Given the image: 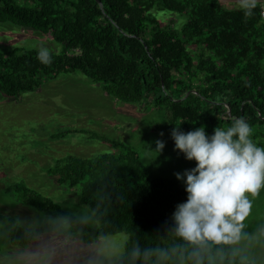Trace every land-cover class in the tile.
Masks as SVG:
<instances>
[{"label":"trees","instance_id":"1","mask_svg":"<svg viewBox=\"0 0 264 264\" xmlns=\"http://www.w3.org/2000/svg\"><path fill=\"white\" fill-rule=\"evenodd\" d=\"M29 1L26 6L0 0V22L41 31L63 49L50 53V63L41 62L35 49L0 52V92L7 97L34 91L60 73L80 71L121 101L164 111L165 122L158 129L173 145L175 126L185 132L204 126L212 134L244 118L253 129L252 139L264 146V19L259 2L246 16L241 7L227 8L220 0ZM164 10L185 20L174 26L163 23L156 12ZM100 138L116 151L93 158L68 155L47 169L59 185L77 188L97 227L22 181L8 190L26 205L65 219L74 238L84 244L127 233L125 251L114 264H141L132 257L136 247L143 252L183 243L171 232V215L186 200L184 185L173 178H152L136 149ZM0 219L13 223V244H26L44 232H62L58 224L29 230L10 216L0 213Z\"/></svg>","mask_w":264,"mask_h":264},{"label":"rangeland","instance_id":"2","mask_svg":"<svg viewBox=\"0 0 264 264\" xmlns=\"http://www.w3.org/2000/svg\"><path fill=\"white\" fill-rule=\"evenodd\" d=\"M16 1L31 5L29 0ZM220 1L227 8L241 7V0ZM256 2L264 5V0ZM156 14L161 22L173 26L185 20V16L172 11ZM17 47L35 50L43 47L50 53H60L63 44L41 31L0 22V52ZM164 122V111L152 105L121 101L80 71L60 73L18 97L10 98L0 92V213L29 230L44 224H58L62 230L44 232L26 244H13L10 241L13 223L0 219V264H114L125 251L127 233L106 235L84 244L74 238L65 219L55 217L51 210L40 211L26 205L8 187L22 181L52 198L65 211L97 227L99 222L93 210L80 203L77 188L59 185L47 169L68 155L93 158L116 151L111 143L100 138L107 137L136 149L152 178L176 179L174 173L194 167L195 161H188L182 153L174 151V145L158 129ZM70 129L84 130L61 138L52 136ZM95 133L99 136H94ZM157 140L165 141V147L156 157L153 149ZM244 224V231L250 234L264 227V189L254 198Z\"/></svg>","mask_w":264,"mask_h":264},{"label":"clouds","instance_id":"3","mask_svg":"<svg viewBox=\"0 0 264 264\" xmlns=\"http://www.w3.org/2000/svg\"><path fill=\"white\" fill-rule=\"evenodd\" d=\"M245 15H251L256 0H241ZM43 63L51 62L47 48L37 51ZM162 135V134H161ZM174 151L195 166L174 173L182 181L186 200L172 212L171 232L181 244L168 248L136 247L134 261L141 264H264V227L244 231L253 200L264 189V146L253 139V129L236 118L226 129L208 134L204 126L170 133ZM156 157L165 141L157 140Z\"/></svg>","mask_w":264,"mask_h":264},{"label":"built area","instance_id":"4","mask_svg":"<svg viewBox=\"0 0 264 264\" xmlns=\"http://www.w3.org/2000/svg\"><path fill=\"white\" fill-rule=\"evenodd\" d=\"M261 17L264 19V5L261 7Z\"/></svg>","mask_w":264,"mask_h":264}]
</instances>
